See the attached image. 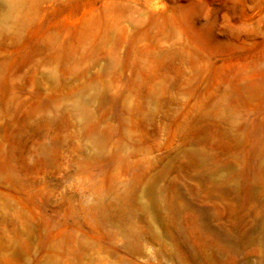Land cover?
<instances>
[{
  "label": "rangeland",
  "instance_id": "obj_1",
  "mask_svg": "<svg viewBox=\"0 0 264 264\" xmlns=\"http://www.w3.org/2000/svg\"><path fill=\"white\" fill-rule=\"evenodd\" d=\"M0 264H264V0H0Z\"/></svg>",
  "mask_w": 264,
  "mask_h": 264
}]
</instances>
